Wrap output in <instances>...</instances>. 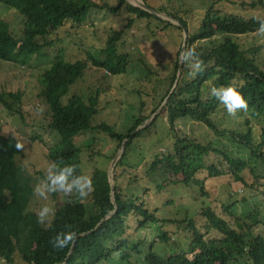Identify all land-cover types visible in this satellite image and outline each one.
I'll use <instances>...</instances> for the list:
<instances>
[{
	"label": "trees",
	"instance_id": "obj_1",
	"mask_svg": "<svg viewBox=\"0 0 264 264\" xmlns=\"http://www.w3.org/2000/svg\"><path fill=\"white\" fill-rule=\"evenodd\" d=\"M143 1L189 26L186 19L189 10L182 9L181 0L175 1L178 7L170 6L175 3L173 0H165L166 6L158 8L148 0ZM221 1L213 0L195 31L189 33L186 49H195L197 55L191 62L183 63L179 82L162 111L138 131L135 130L144 125L150 115L132 116L127 131L121 132L105 122L94 124L99 113L97 91L69 96L71 87L91 65L102 68L107 75L127 72L130 55L120 50L119 43L125 30L132 27L133 18L127 20L123 29L114 30L108 36L105 48L97 56L87 52L86 58L76 61L61 56L38 75V98L48 107V129L59 136L49 148L52 163L74 165L75 174L85 175V151L75 137L92 128L105 132L117 144L116 151L105 158L112 160L124 141L125 150L113 170V197L108 169L95 167L90 177L93 184L90 206L85 199L81 201L68 196L56 209L50 223L44 225L38 223L36 213L29 209L37 178L28 174L19 163L21 149L16 147V137L0 131V259L13 263L18 253L27 264L66 261V264H264V69L237 40L241 35L260 30L264 17L222 12L216 7ZM261 3L262 0L242 1L239 6L254 9ZM0 5L13 8L24 17L21 36H17L9 23L0 17V60L21 63L25 67L34 55L49 57L47 51L55 50L53 36L56 31L65 22L81 23L92 9L107 10L112 14L125 9L136 18L155 19L164 24V30H169L171 39L178 42V49L170 76L165 83L158 84L159 88L165 87V91L154 112L175 83L183 42L182 27L134 6L128 0H118L116 5L108 0H0ZM216 35L222 39L215 45L204 48L196 44ZM196 62L200 64L199 69L195 67ZM228 83L238 86L247 99L244 129L222 127L215 118L221 104L210 95V89ZM21 99L20 91H6L0 82V103L26 122L31 114L13 104ZM160 115L167 118L175 142L172 149L156 158L140 174L137 166L130 162L129 151L136 140L150 133ZM184 117L205 124L218 138H230L243 151L231 153L212 140L180 136L177 121ZM99 154L101 152H90L89 157ZM212 156L217 163L210 161ZM205 171L210 176L229 174L234 181L241 182L243 190L253 193L251 199L242 196L240 200L250 208L239 213L237 200L217 202L216 209L209 205L210 202L193 217L187 212L182 217H160L157 215L159 206L147 201L145 196L123 192L125 187L144 181L150 172L160 193L171 185L182 184L199 191L201 198L206 197ZM246 171L251 175L249 179L245 177ZM257 194L261 196L259 199ZM169 225L189 233L185 247L169 235L166 230ZM151 227L159 232L158 237L173 244L172 253L161 257L154 252L156 238L148 243L145 238L136 239L130 235L132 229L140 232ZM65 230L75 233L74 240L63 249L53 248L51 238Z\"/></svg>",
	"mask_w": 264,
	"mask_h": 264
},
{
	"label": "rangeland",
	"instance_id": "obj_2",
	"mask_svg": "<svg viewBox=\"0 0 264 264\" xmlns=\"http://www.w3.org/2000/svg\"><path fill=\"white\" fill-rule=\"evenodd\" d=\"M108 1L113 5L118 3V0ZM212 1L181 0L182 9L189 10L186 16L189 23V33L195 31ZM231 1L237 3H231ZM242 1L251 2L254 0H223L217 3L216 7L222 12L237 13L245 17H264V0L254 9L250 7L241 8L239 3ZM128 2L133 4L135 0H128ZM148 2L156 8L165 7L167 4L165 0H148ZM174 5L178 7L176 2L170 4V6ZM0 17L9 23L11 30L17 36L22 35L24 17L15 9L0 5ZM131 18L134 20L132 27L125 30L119 43L120 50L128 52L130 55V65L127 72L120 75H107L102 68L95 67L90 63L91 67L71 87L69 93L71 96L73 93L97 91L99 94V113L94 124L105 122L113 125L118 131L126 132L132 123V121L130 122L132 116H139L140 114L154 116L158 109L155 112L154 110L160 103L165 91V87L159 88L158 84L160 82L165 83V79L170 76L176 60L175 53L178 49V42L175 43L171 39L169 30H164V24L159 21L136 18L134 14L125 9L120 10L117 14H112L107 10L92 9L81 23L65 22L56 31L53 36L55 50L47 51L46 54H49V57L34 55L26 67L21 63L0 60V82L3 89L11 92L20 91L22 93L21 102L13 100L15 102L13 104L31 114L24 122L20 115H16L0 103V131L2 134H12L16 137L18 143L22 145L21 153L18 156L19 163L28 174L37 178L35 195L31 200L29 209L37 213L40 207L45 204L52 209L50 218L44 225L50 223L56 209L67 200L68 196L59 192L47 193L46 197L38 195V189L45 182L48 166L52 163L48 156L49 148L58 141L59 136L48 129V107L38 98L40 85L37 77L58 57L62 56L65 60L76 61L86 58L87 52L97 56L100 50L105 48L108 36L114 30L123 29L127 20ZM221 39L222 36L216 35L211 40L198 41L196 44L207 48L217 44ZM237 40L248 50L249 55L256 59L257 65L264 69V31L258 30L254 33L241 35ZM65 100L67 101V98ZM161 111L162 109L158 111V114ZM240 114L241 116H237ZM247 115L246 110H238L235 115H229L221 105L215 118L222 127L244 129V116ZM177 128L180 136L187 135L207 142L212 140L231 153L243 151V148L230 138L223 136L218 138L205 124L191 118H180L177 121ZM75 139L85 151L83 161L85 175L91 177L95 167L110 169L112 160L105 157L113 154L118 147L116 142L112 141L105 132L92 128L79 133ZM174 142L175 139L167 118L165 115H160L151 127L150 133H145L134 142L129 151L130 162L137 166V171L140 174H143L156 158L172 149ZM120 150L121 148L117 150L116 154ZM90 152H101V154L94 155L90 159ZM211 160L217 163L214 156L210 158ZM204 174L207 196L202 198L199 191L182 184L171 185L160 193L159 186L154 183L150 172L144 181L125 187L123 192L124 194L136 192L138 195L145 196L147 201L159 206L160 210L157 215L160 217H182L186 212L193 217L204 204L210 202L209 205L216 209L217 202L230 203L237 200L238 207L236 210L239 213L250 208L247 203L240 200L242 196H248L251 199L253 193L249 190H243L241 182L234 181L229 174L210 176L208 171H205L203 176ZM250 176L249 172L246 171L245 177L249 179ZM145 188L150 190L144 191ZM230 193L236 195L230 197ZM89 196L90 194L85 198L88 206H90ZM257 196L258 199L261 197L258 194ZM76 198L78 200V197ZM166 230L177 244L182 247L187 245V237L189 236L187 231L172 225H169ZM130 232L131 237L145 238L148 243L156 238L155 254L162 257L163 254L172 253L173 244L166 242L165 238L158 237L159 232L156 228L151 227L140 232L132 229ZM0 264L27 263L17 253L13 263L0 259Z\"/></svg>",
	"mask_w": 264,
	"mask_h": 264
},
{
	"label": "clouds",
	"instance_id": "obj_3",
	"mask_svg": "<svg viewBox=\"0 0 264 264\" xmlns=\"http://www.w3.org/2000/svg\"><path fill=\"white\" fill-rule=\"evenodd\" d=\"M260 30L264 31V20L260 22ZM197 55L195 49L188 48L180 52L181 62H191ZM197 69L200 68L199 62L195 63ZM210 95L213 96L229 115H235L238 110H246L248 107L247 99L240 91L239 87L232 84H222L210 89ZM19 149L21 144L17 143ZM75 166L71 164H60L53 162L48 166L45 182L38 189L40 197H46L47 193L59 192L65 196L75 195L83 201L92 191V180L88 175L75 174ZM52 209L47 205L40 207L36 213L37 221L41 224H47ZM75 233L72 230L60 231L51 238V246L55 249H63L74 240Z\"/></svg>",
	"mask_w": 264,
	"mask_h": 264
},
{
	"label": "water",
	"instance_id": "obj_4",
	"mask_svg": "<svg viewBox=\"0 0 264 264\" xmlns=\"http://www.w3.org/2000/svg\"><path fill=\"white\" fill-rule=\"evenodd\" d=\"M134 6H137L139 8H142L144 10H147L149 12H151L152 14L156 15V16H159L165 20H169L171 21L172 23H175L179 26L182 27L183 29V43H182V48H181V51L182 50H185L186 49V46H187V43H188V39H189V29L188 27L180 20H177L175 18H173L172 16L166 14V13H163V12H160L156 9H154L153 7L149 6L147 3H145L143 0H135V2L133 3ZM183 63L184 62H181L180 61V57H179V68H178V72H177V77H176V80H175V83L169 93V95L166 97V99L164 100V102L161 104V106L158 108V110L156 111V113L154 114V116H150L144 125L138 127L135 131H138L139 129L143 128L144 126H146L148 123H150V121H152V119L158 114V111L160 109H162V107L164 106V104L166 103L167 99L169 98L170 94L172 93V91L175 89V87L177 86L178 82H179V79L181 77V74H182V69H183ZM125 142H123L122 144V147H121V150L114 156V158L112 159V162H111V167L110 169L108 170V176H109V180H110V183H111V188H112V197H113V190H114V178H113V170H114V167L118 161V159L122 156L124 150H125ZM111 214V213H110ZM108 214V216L110 215ZM107 216V217H108ZM107 217H105L103 220H105ZM102 220V221H103ZM101 223V222H100ZM99 223V224H100ZM98 224V225H99ZM67 261L65 263H60V264H66Z\"/></svg>",
	"mask_w": 264,
	"mask_h": 264
}]
</instances>
